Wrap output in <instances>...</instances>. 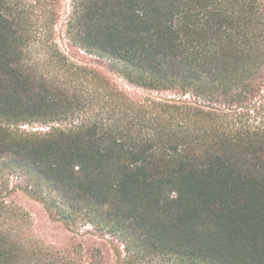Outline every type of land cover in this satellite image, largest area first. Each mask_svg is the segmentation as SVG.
<instances>
[{
    "label": "trees",
    "instance_id": "trees-1",
    "mask_svg": "<svg viewBox=\"0 0 264 264\" xmlns=\"http://www.w3.org/2000/svg\"><path fill=\"white\" fill-rule=\"evenodd\" d=\"M64 2L0 0V264H107L33 238L18 190L114 264H264V0Z\"/></svg>",
    "mask_w": 264,
    "mask_h": 264
},
{
    "label": "rangeland",
    "instance_id": "rangeland-1",
    "mask_svg": "<svg viewBox=\"0 0 264 264\" xmlns=\"http://www.w3.org/2000/svg\"><path fill=\"white\" fill-rule=\"evenodd\" d=\"M64 13L69 10V0L64 2ZM51 42L57 43L61 48H66L67 40L64 35L63 25L60 23L56 27V31ZM81 59L88 62L89 65L97 66L109 73V64L106 61H98L96 58L81 55ZM111 76V73H109ZM21 130L27 132H44L50 130V127L40 124L25 125L20 127ZM25 177L21 173L14 172L9 181L15 185L22 181ZM11 200L15 202L29 215L31 222V234L36 240L43 241L46 245L59 249L61 251L68 250L72 256H77L81 250V255L88 258L90 263H95L98 259L95 257L98 252H103L104 259L107 264H114V254L111 248L110 239L107 236L93 230L91 227L85 228L82 232L84 235H75L64 229L63 225L50 218L44 206L27 196L22 191H15L11 196ZM90 232V233H87ZM94 255V256H92ZM79 256V255H78Z\"/></svg>",
    "mask_w": 264,
    "mask_h": 264
}]
</instances>
